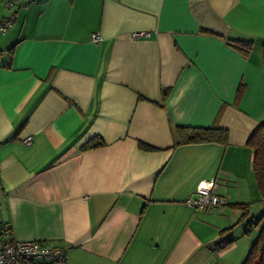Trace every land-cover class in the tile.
Segmentation results:
<instances>
[{
    "label": "crops",
    "instance_id": "obj_1",
    "mask_svg": "<svg viewBox=\"0 0 264 264\" xmlns=\"http://www.w3.org/2000/svg\"><path fill=\"white\" fill-rule=\"evenodd\" d=\"M261 5L0 0V24L16 18L0 36V221L13 240L66 248L68 264H242L264 203L248 145L264 123ZM178 127L225 129L228 143L176 146ZM210 191L225 207L184 204Z\"/></svg>",
    "mask_w": 264,
    "mask_h": 264
},
{
    "label": "trees",
    "instance_id": "obj_2",
    "mask_svg": "<svg viewBox=\"0 0 264 264\" xmlns=\"http://www.w3.org/2000/svg\"><path fill=\"white\" fill-rule=\"evenodd\" d=\"M245 46H248L245 44ZM164 98L169 94L168 90L162 92ZM176 146L196 145L216 143L226 145L228 143V131L218 127L196 128V127H178L176 129ZM103 142H98L96 145H88L86 148L102 146ZM248 145L254 152L253 173L259 193L264 200V123L260 124L250 135ZM144 150H152L151 148L140 145ZM213 192V191H212ZM214 193V192H213ZM185 204V202H184ZM224 206V205H223ZM221 207V206H219ZM242 211V219L246 220L249 215V208L246 204L236 205ZM194 208V207H191ZM218 208V207H217ZM197 209V208H195ZM216 209V208H214ZM201 210V209H200ZM259 220L248 221L246 234H255V239L250 247V250L242 264H264V225L259 229ZM256 227V228H255ZM12 232V228L10 227ZM225 232H222V235ZM233 242V239H225L218 242L221 248L226 247Z\"/></svg>",
    "mask_w": 264,
    "mask_h": 264
},
{
    "label": "built area",
    "instance_id": "obj_3",
    "mask_svg": "<svg viewBox=\"0 0 264 264\" xmlns=\"http://www.w3.org/2000/svg\"><path fill=\"white\" fill-rule=\"evenodd\" d=\"M8 8L13 7L9 3ZM14 15H10L0 24V36L6 34L8 29L15 22ZM145 37L146 34H137L136 37ZM94 42L101 41L99 34L92 36ZM26 144L31 143V139L26 140ZM227 199L221 197L212 191L192 195L186 201L187 207H194L201 210H210L219 206L226 205ZM67 249L48 245L37 241H15L12 238L10 226L0 221V264H68Z\"/></svg>",
    "mask_w": 264,
    "mask_h": 264
},
{
    "label": "rangeland",
    "instance_id": "obj_4",
    "mask_svg": "<svg viewBox=\"0 0 264 264\" xmlns=\"http://www.w3.org/2000/svg\"><path fill=\"white\" fill-rule=\"evenodd\" d=\"M260 44H258V46H259ZM259 48V47H258ZM225 207V206H224ZM189 208H191V207H189ZM219 208V207H218ZM258 208H259V210H258ZM253 210L256 212L257 210V212H256V214H254V213H252L253 215H255V217L259 220V229H261V227L264 225V203H263V205L260 207V204L259 205H254V207H253ZM205 211V210H204ZM252 216V215H251ZM256 228V227H255ZM252 236H250V237H243V238H241V240L243 239V240H248V238H251V239H253L254 237H255V234L253 233V234H251ZM254 236V237H253ZM249 252V251H248ZM247 256V255H246Z\"/></svg>",
    "mask_w": 264,
    "mask_h": 264
},
{
    "label": "snow or ice",
    "instance_id": "obj_5",
    "mask_svg": "<svg viewBox=\"0 0 264 264\" xmlns=\"http://www.w3.org/2000/svg\"><path fill=\"white\" fill-rule=\"evenodd\" d=\"M262 7H264V5H261ZM262 23H264V21H262Z\"/></svg>",
    "mask_w": 264,
    "mask_h": 264
}]
</instances>
